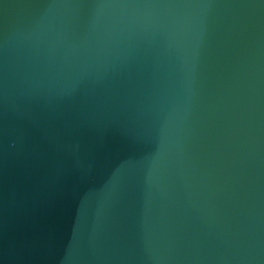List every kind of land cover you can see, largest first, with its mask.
<instances>
[{
	"label": "water",
	"instance_id": "1",
	"mask_svg": "<svg viewBox=\"0 0 264 264\" xmlns=\"http://www.w3.org/2000/svg\"><path fill=\"white\" fill-rule=\"evenodd\" d=\"M0 264H264V0H0Z\"/></svg>",
	"mask_w": 264,
	"mask_h": 264
}]
</instances>
